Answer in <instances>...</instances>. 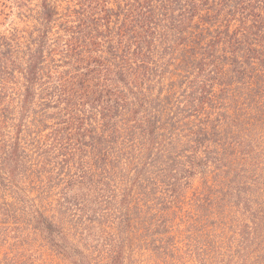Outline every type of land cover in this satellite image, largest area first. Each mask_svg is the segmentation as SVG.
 I'll return each instance as SVG.
<instances>
[{
	"label": "trees",
	"instance_id": "1",
	"mask_svg": "<svg viewBox=\"0 0 264 264\" xmlns=\"http://www.w3.org/2000/svg\"><path fill=\"white\" fill-rule=\"evenodd\" d=\"M264 264V0H0V264Z\"/></svg>",
	"mask_w": 264,
	"mask_h": 264
},
{
	"label": "rangeland",
	"instance_id": "2",
	"mask_svg": "<svg viewBox=\"0 0 264 264\" xmlns=\"http://www.w3.org/2000/svg\"><path fill=\"white\" fill-rule=\"evenodd\" d=\"M32 254L37 260L35 264H65L61 260H59L57 257H55L53 254L50 253V251L42 248V246H37L36 244L32 247Z\"/></svg>",
	"mask_w": 264,
	"mask_h": 264
}]
</instances>
